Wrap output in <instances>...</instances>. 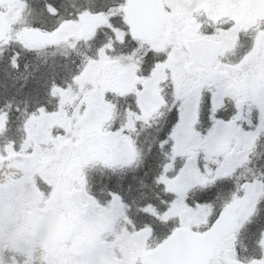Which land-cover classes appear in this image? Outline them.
Here are the masks:
<instances>
[{"label":"snow or ice","instance_id":"obj_1","mask_svg":"<svg viewBox=\"0 0 264 264\" xmlns=\"http://www.w3.org/2000/svg\"><path fill=\"white\" fill-rule=\"evenodd\" d=\"M0 264H264V0H0Z\"/></svg>","mask_w":264,"mask_h":264}]
</instances>
